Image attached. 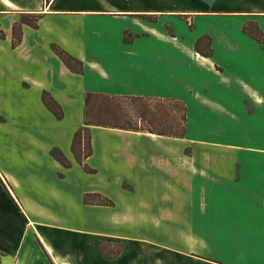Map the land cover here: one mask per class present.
Wrapping results in <instances>:
<instances>
[{
  "label": "crops",
  "instance_id": "crops-1",
  "mask_svg": "<svg viewBox=\"0 0 264 264\" xmlns=\"http://www.w3.org/2000/svg\"><path fill=\"white\" fill-rule=\"evenodd\" d=\"M33 15L41 16L38 28L23 24L13 46L15 25ZM177 16L188 34L172 22ZM253 22L264 32V9L0 0V264H226L222 244L248 242L251 233L233 224L222 237L216 211L235 217L236 206H258L264 214V47L243 32ZM204 36L210 57L195 49ZM53 45L80 60L82 73ZM44 92L62 107V120ZM87 93L181 100L187 132L172 138L92 126L85 163L95 172L87 173L72 151ZM87 195L113 205L86 203ZM170 225L182 226L178 237Z\"/></svg>",
  "mask_w": 264,
  "mask_h": 264
},
{
  "label": "trees",
  "instance_id": "trees-1",
  "mask_svg": "<svg viewBox=\"0 0 264 264\" xmlns=\"http://www.w3.org/2000/svg\"><path fill=\"white\" fill-rule=\"evenodd\" d=\"M40 17V15L23 17L21 22L15 25L13 46H17L21 41L22 25L27 24L38 28ZM243 32L264 47V32L257 23L245 24ZM124 41L132 42L131 36L126 34ZM195 49L203 56H212L211 38L209 36L198 38ZM53 50L70 70L82 73L83 63L80 60L56 45H53ZM42 99L45 106L58 120L64 118L62 107L48 92L43 93ZM187 120L188 108L186 103L181 100L87 93L85 97V125L76 131L72 151L77 163L81 164L87 173H94L95 171L85 163L93 153L92 126L183 138L187 132ZM51 155L65 168H71V162L60 149H52ZM92 197H96L97 200H92ZM85 201L106 206L113 205L111 200L101 195H87Z\"/></svg>",
  "mask_w": 264,
  "mask_h": 264
},
{
  "label": "rangeland",
  "instance_id": "rangeland-1",
  "mask_svg": "<svg viewBox=\"0 0 264 264\" xmlns=\"http://www.w3.org/2000/svg\"><path fill=\"white\" fill-rule=\"evenodd\" d=\"M172 6H175L177 8H179V6H181V8L186 7L187 10L202 9V10H211L218 13H222V12L235 13V12L243 11L244 9L250 7L264 9V0H172ZM147 19L148 21L154 20L152 18H147ZM180 20H183L182 16H177V20L173 19L172 22L177 25L178 31L188 34L189 30L187 28L186 22ZM206 26H207L206 23L203 21L199 23L200 28ZM197 208H194L196 210L195 212L193 211L195 218H198ZM235 208H236V211L234 213L235 217H230L226 215L222 216V214H220V211H216L218 215V223L220 225L217 226L218 228H220L219 234L223 237L227 229V226L232 227L231 225L233 224H241V225L245 224L247 230L249 227V231L251 235L249 237V241L245 243L236 242L235 244H233L230 239H228L229 243L225 241L224 244H222L223 252H218V255H220L219 256L220 261L226 264H264V239L261 240V237H259V235H262L264 233V214L260 213L258 206H256V208H253V206H251V209H248L247 207L245 209H242L240 208V206H236ZM244 210L247 212H245ZM206 219L207 221L205 219H203L202 221L203 223L207 224L209 223L208 217H206ZM169 227H168L169 235L178 237L180 232L179 229L182 226L170 225ZM140 228L146 229L147 226H142ZM206 230L208 229L206 228ZM215 232H216V227L212 229L211 231L212 235H215ZM227 238L228 237L225 236L224 239L226 240ZM171 245L172 246L174 245L175 247L179 246L175 242H173V244ZM242 246H244L245 249H243ZM231 249L236 251V255L234 258L232 257ZM108 253L111 254L109 251Z\"/></svg>",
  "mask_w": 264,
  "mask_h": 264
}]
</instances>
